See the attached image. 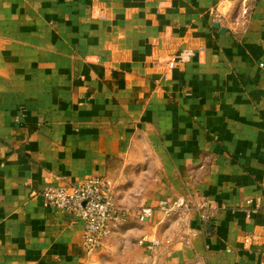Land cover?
<instances>
[{"label": "crops", "instance_id": "crops-1", "mask_svg": "<svg viewBox=\"0 0 264 264\" xmlns=\"http://www.w3.org/2000/svg\"><path fill=\"white\" fill-rule=\"evenodd\" d=\"M88 177L154 208L100 247L157 235V264H264V0H0V264H99L40 194ZM177 197L212 217L162 222Z\"/></svg>", "mask_w": 264, "mask_h": 264}, {"label": "built area", "instance_id": "built-area-1", "mask_svg": "<svg viewBox=\"0 0 264 264\" xmlns=\"http://www.w3.org/2000/svg\"><path fill=\"white\" fill-rule=\"evenodd\" d=\"M248 13L247 8L241 11ZM193 52L184 48L174 55L169 68L187 63ZM43 206L68 213L74 221L81 225V240L89 248H98L108 240L113 232L125 222L134 220L138 223L148 221L154 208L140 207L127 209L116 204L114 185L106 177H88L80 184L63 183L44 189L41 193ZM255 200L246 202L248 211L256 213L259 205H253ZM161 212V221L167 223L174 217H182L192 211L197 212L202 219L209 220L214 211L211 202L205 199L189 200L177 197L171 200H160L155 206ZM196 231L190 230L188 239L195 236ZM137 251H148L151 264H156L158 258L159 239L140 238L137 240Z\"/></svg>", "mask_w": 264, "mask_h": 264}, {"label": "rangeland", "instance_id": "rangeland-1", "mask_svg": "<svg viewBox=\"0 0 264 264\" xmlns=\"http://www.w3.org/2000/svg\"><path fill=\"white\" fill-rule=\"evenodd\" d=\"M137 238L120 233L111 243L108 241L99 246V264H142L140 255L145 254V249L137 251Z\"/></svg>", "mask_w": 264, "mask_h": 264}, {"label": "water", "instance_id": "water-1", "mask_svg": "<svg viewBox=\"0 0 264 264\" xmlns=\"http://www.w3.org/2000/svg\"><path fill=\"white\" fill-rule=\"evenodd\" d=\"M215 28H217L218 27V24H215V26H214Z\"/></svg>", "mask_w": 264, "mask_h": 264}]
</instances>
